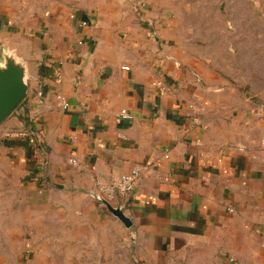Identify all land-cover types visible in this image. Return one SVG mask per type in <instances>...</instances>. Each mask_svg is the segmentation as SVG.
Segmentation results:
<instances>
[{
  "label": "crops",
  "instance_id": "crops-1",
  "mask_svg": "<svg viewBox=\"0 0 264 264\" xmlns=\"http://www.w3.org/2000/svg\"><path fill=\"white\" fill-rule=\"evenodd\" d=\"M4 52L27 93L0 123V264H66L92 246L110 261L132 248L141 264H264V104L219 86L166 2L0 0ZM23 128L33 143L5 135ZM135 165L126 226L87 192Z\"/></svg>",
  "mask_w": 264,
  "mask_h": 264
},
{
  "label": "rangeland",
  "instance_id": "rangeland-1",
  "mask_svg": "<svg viewBox=\"0 0 264 264\" xmlns=\"http://www.w3.org/2000/svg\"><path fill=\"white\" fill-rule=\"evenodd\" d=\"M163 1L168 4L169 12L179 17L180 24L184 28H190L196 39L202 40L206 46L209 72L219 74L225 82V85L219 86L236 87L252 94L256 104H264V0ZM118 239L115 244L120 242ZM92 249L94 246L87 247L82 252V260L71 257L66 264H141L133 256L132 248L128 258L123 252L120 255L124 257L117 261L104 260L102 252H94ZM128 249L125 247L124 251L127 252ZM70 254L79 253L72 251ZM186 254L181 256L165 252L156 259L153 258L154 254H150L151 259L145 263L217 264L215 259H210L203 253L200 258L189 260ZM57 255L58 252L50 254L54 256L55 264H62ZM38 260L41 264H49L44 262L42 256Z\"/></svg>",
  "mask_w": 264,
  "mask_h": 264
},
{
  "label": "built area",
  "instance_id": "built-area-1",
  "mask_svg": "<svg viewBox=\"0 0 264 264\" xmlns=\"http://www.w3.org/2000/svg\"><path fill=\"white\" fill-rule=\"evenodd\" d=\"M137 3H140L142 5L141 2ZM87 24L88 22L86 20H82L78 23V26L83 27ZM57 98L59 99L61 106L63 108H66L67 103L64 97L57 96ZM120 114L122 116H126V111L121 110ZM192 122L194 124H199V120L196 117H193ZM5 135L8 137L26 138L31 143L34 142L35 138L34 131H32L31 129L24 128L7 131ZM164 156H167V154H165ZM70 162L74 163L75 160L71 158ZM140 172V166L135 165L129 172L120 174L119 176L113 177L108 181L96 180L92 188L87 192V194L96 199L97 201L98 198H103L104 200L109 202L113 207H118L124 211L130 203V196L138 182ZM228 210L232 211L233 209L231 207H228Z\"/></svg>",
  "mask_w": 264,
  "mask_h": 264
},
{
  "label": "water",
  "instance_id": "water-1",
  "mask_svg": "<svg viewBox=\"0 0 264 264\" xmlns=\"http://www.w3.org/2000/svg\"><path fill=\"white\" fill-rule=\"evenodd\" d=\"M26 93L23 63L12 53L4 52L0 62V123L22 102ZM98 201L126 226L130 225L122 209L113 207L103 198H98Z\"/></svg>",
  "mask_w": 264,
  "mask_h": 264
}]
</instances>
